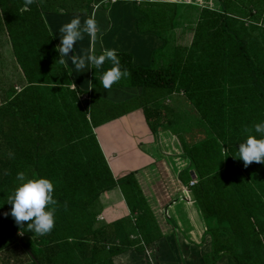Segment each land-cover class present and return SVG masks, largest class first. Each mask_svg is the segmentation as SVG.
Masks as SVG:
<instances>
[{
	"label": "trees",
	"instance_id": "trees-1",
	"mask_svg": "<svg viewBox=\"0 0 264 264\" xmlns=\"http://www.w3.org/2000/svg\"><path fill=\"white\" fill-rule=\"evenodd\" d=\"M103 1L35 0L24 11L23 0H0V42L9 44L21 76L17 86L0 74V264H116L121 254L147 251L155 264L175 263L159 215L164 208L179 228L168 211L180 199L190 202L205 224L202 239L211 238L206 264H264V164L244 167L234 157L247 135L243 129L255 135L252 125L264 120V0H191L210 8L199 10L191 43L174 45L159 66L155 55L168 41L160 31L142 28L150 0H141L142 7L138 0L114 2L123 4L114 18L117 30L150 37L104 48L115 49L121 70L128 72L112 86L184 91L198 109V138L177 134L181 156L189 161L179 173L186 191L165 206L149 197L138 170L114 175L94 129L125 109L113 115L117 104L99 105L97 96L83 100L85 91L58 62L57 42L44 17L59 10L85 13ZM144 52L149 59L143 62L136 55ZM110 66L106 61L101 70L92 69V80ZM166 108L143 106L153 131ZM18 171L53 184L54 224L43 236L3 215ZM117 187L129 214L99 220L93 210L101 195Z\"/></svg>",
	"mask_w": 264,
	"mask_h": 264
},
{
	"label": "crops",
	"instance_id": "crops-1",
	"mask_svg": "<svg viewBox=\"0 0 264 264\" xmlns=\"http://www.w3.org/2000/svg\"><path fill=\"white\" fill-rule=\"evenodd\" d=\"M107 1L98 4L94 2L85 13H68L63 10L45 13L46 23L57 45L59 44L57 29L77 16L80 17L81 22L85 18L94 19L98 37L94 43L85 36L77 45L74 44V54L77 55L80 54L81 50L89 48L93 51H101L105 47L112 46L115 41L143 40L150 37L148 34L126 33L121 29L117 30L119 24H116L114 18H118V13L123 9V4L122 2L109 1L108 3ZM144 3L141 0L137 1V5L140 7ZM146 4L149 20L144 23L146 25H142V28L160 31L162 37L168 41L167 46L155 55V65L159 66L172 55L174 45L191 43L193 32L189 41L182 43L183 30L187 25H196L199 10L196 9L191 12L188 10L191 9L189 6L194 5L196 7L198 4H193L191 0H150ZM171 23L174 25L171 26ZM136 56L140 57L139 60L143 59V62L149 59L148 52ZM65 64L71 70L73 85L85 91L84 96H87L89 101L92 96H97L100 98L99 105H108L109 102L110 104H117L118 107H112L113 115L125 109L126 113L123 115H118L94 129L114 175L118 177L138 170L137 176L153 201L171 200L175 196L174 194L181 195V191H186V187L179 179V173L188 167L189 161L181 156L182 150L177 134L189 132L192 138L197 139L199 136V113L198 109L186 99L184 91L175 89L171 94H168L162 89L144 91L139 86H112L108 92L101 88L99 77H96L95 81L92 80V69L76 73L72 71L70 62L66 60ZM152 103L168 107L166 108L168 111L158 117L154 131L147 122L143 110L144 105ZM192 175L196 181V175L193 172ZM174 203L181 204L187 214L182 213L179 217L177 208L171 207L168 211L170 217L175 216L173 220L182 230L181 232L172 224L177 232L167 235V245L175 257V263L172 264H205L203 255L211 250L210 236L207 235L202 239L206 229L205 224L198 218L197 212L196 215H193L190 202L186 203L180 199ZM100 207L102 219L107 222L124 217L129 213L119 187L101 195ZM169 222L171 223L170 220ZM115 263L155 264L151 255H138L131 252L117 256Z\"/></svg>",
	"mask_w": 264,
	"mask_h": 264
},
{
	"label": "clouds",
	"instance_id": "clouds-1",
	"mask_svg": "<svg viewBox=\"0 0 264 264\" xmlns=\"http://www.w3.org/2000/svg\"><path fill=\"white\" fill-rule=\"evenodd\" d=\"M34 2L35 0H23V10L27 11L28 6ZM57 35L59 44L55 46V51L60 65H64L67 60L72 71L81 73L89 69L101 70L107 61L111 66L100 72L99 84L108 92L122 77H128L127 70H121L115 49L106 48L97 55L89 48L81 50L79 55L74 54V44L77 45L85 36L90 42L97 41V25L94 19L85 18L81 22L80 17H74L57 29ZM243 131L247 135L239 142L234 157L239 158L244 167L253 162L264 164V120L252 125L255 135L248 134V128ZM15 181L17 183L6 200L10 208L3 215H10L16 225L25 226L26 230L37 236L49 233L54 224L56 204L52 182L45 177L27 179L23 171L15 174Z\"/></svg>",
	"mask_w": 264,
	"mask_h": 264
},
{
	"label": "rangeland",
	"instance_id": "rangeland-1",
	"mask_svg": "<svg viewBox=\"0 0 264 264\" xmlns=\"http://www.w3.org/2000/svg\"><path fill=\"white\" fill-rule=\"evenodd\" d=\"M108 3H109V1H107ZM111 2V1H110ZM193 4H196V3H194L193 2ZM189 7H191V9H189L188 11H195L196 9H198V10H200V9H202V7H205V8H210V7H207V6H200L199 4H198V6H194V5H192V6H189ZM198 7V8H197ZM201 7V8H200ZM253 16L255 17V19L254 20H257V18H258V10H256L254 13H253ZM252 19V18H251ZM189 24H190V22H189ZM192 24V23H191ZM193 26L192 25H187L186 27H185V29L183 30V41H182V43H186V42H188L189 41V39H190V36H191V34H192V32H193ZM0 74L1 75H3V76H5V78H7V80L9 81V82H12V83H14V84H17V81H18V79H20V72H19V70L17 69V66L15 65V60H14V58H13V55H12V51H11V48H10V46H9V44H7V43H5L4 41H2V42H0ZM17 86H18V84H17ZM177 193H179V192H177ZM119 194V193H118ZM121 195V194H120ZM175 195V197H176V195L177 194H174ZM119 196V195H118ZM155 201V200H154ZM156 202L158 203V201L156 200ZM160 202L165 206V204H166V200H164L163 202L160 200ZM173 206V207H172ZM171 206V208H173V209H176L177 208V213H178V216L180 217V214H187V212L186 211H184L183 210V206L180 204H177V203H174L173 205ZM195 208H197V207H195ZM162 210V212H163V214L162 215H159L160 216V222H161V224H162V228H163V231L165 232V233H168V234H173V233H176L177 232V230L172 226V223H170L169 222V220H168V218H166L167 216H165L166 215V210L164 209V208H162L161 209ZM93 212L94 213H96V214H98V218H99V220H103L102 219V213H101V207L100 206H96L95 208H94V210H93ZM128 212V211H127ZM171 212H173L172 210H171ZM170 212V213H171ZM196 210H195V215H196ZM129 214V213H128ZM172 217V219H174L175 218V216L174 215H172L171 216ZM165 221L168 223H165ZM179 229V228H178ZM180 231L182 232V230H181V228H180ZM131 237L132 238H137L138 236L137 235H135V234H133V235H131ZM150 254V253H149ZM149 254H147L148 256H150L151 254H152V252H151V254L149 255ZM205 263V262H204ZM206 264V263H205ZM207 264H214V263H212L210 260L207 262Z\"/></svg>",
	"mask_w": 264,
	"mask_h": 264
},
{
	"label": "built area",
	"instance_id": "built-area-1",
	"mask_svg": "<svg viewBox=\"0 0 264 264\" xmlns=\"http://www.w3.org/2000/svg\"><path fill=\"white\" fill-rule=\"evenodd\" d=\"M115 1H116V0H111V2H115ZM72 87H74V86H72ZM83 100H88V101H89V98H88L87 96H84V97H83ZM194 183H195V181L192 182L191 185L194 184ZM147 252H148V254L151 253V251H147Z\"/></svg>",
	"mask_w": 264,
	"mask_h": 264
},
{
	"label": "bare ground",
	"instance_id": "bare-ground-1",
	"mask_svg": "<svg viewBox=\"0 0 264 264\" xmlns=\"http://www.w3.org/2000/svg\"><path fill=\"white\" fill-rule=\"evenodd\" d=\"M115 138V137H114Z\"/></svg>",
	"mask_w": 264,
	"mask_h": 264
}]
</instances>
